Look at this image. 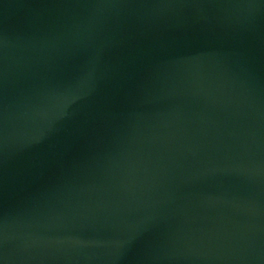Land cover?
<instances>
[{"label":"water","instance_id":"obj_1","mask_svg":"<svg viewBox=\"0 0 264 264\" xmlns=\"http://www.w3.org/2000/svg\"><path fill=\"white\" fill-rule=\"evenodd\" d=\"M0 264H264V0H0Z\"/></svg>","mask_w":264,"mask_h":264}]
</instances>
